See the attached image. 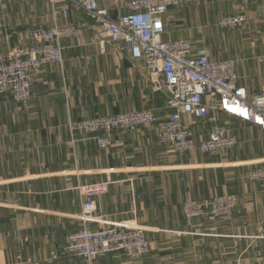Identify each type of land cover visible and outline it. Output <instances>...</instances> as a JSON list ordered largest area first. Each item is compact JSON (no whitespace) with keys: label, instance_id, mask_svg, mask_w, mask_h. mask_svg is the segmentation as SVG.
I'll use <instances>...</instances> for the list:
<instances>
[{"label":"crops","instance_id":"0c3cea01","mask_svg":"<svg viewBox=\"0 0 264 264\" xmlns=\"http://www.w3.org/2000/svg\"><path fill=\"white\" fill-rule=\"evenodd\" d=\"M234 1L170 9L164 39H192L213 60L240 58L215 51L214 44L223 45L225 39L212 24L230 14L264 22V0H240L246 5L225 11L221 7ZM99 3L114 20L124 13L123 1ZM56 22L83 30L80 37L61 42L63 63L33 72L27 102H16L11 92L0 94V264H264V240L256 238L264 226V183L245 178L249 169L264 164V130L224 113L216 122L183 115L196 141L215 124L237 138L234 148L217 156L179 154L158 141L155 125L114 130L105 149L92 136L72 135L70 122L85 118L153 109L164 119L170 110L165 94L154 90L144 60L132 58L123 43L107 42L103 28L66 0L0 2V55L30 45L37 25ZM239 34L229 40L237 51L245 39ZM263 41L264 35L262 42L250 43L254 54L263 53ZM236 67L238 84L249 94L264 90V59L242 60ZM251 72L260 81L247 77ZM105 180L111 183L97 200L96 222L90 226L145 228L152 250L142 260L116 253L90 263L67 251L69 235L84 226L79 186ZM225 192L240 196L230 219L192 222L183 217L181 206L188 198Z\"/></svg>","mask_w":264,"mask_h":264},{"label":"built area","instance_id":"2783aa9c","mask_svg":"<svg viewBox=\"0 0 264 264\" xmlns=\"http://www.w3.org/2000/svg\"><path fill=\"white\" fill-rule=\"evenodd\" d=\"M10 1L33 3L36 0H0L4 6ZM55 3V0H48ZM83 10L103 28L106 41L123 43L135 60H144L153 79V87L166 96V118H159L153 109L133 110L99 116L71 124L73 131H83L98 142L101 149L112 143V132H134L141 126L155 125L158 141L171 146L175 152L187 154L198 151L217 156L234 148L238 141L228 129L215 124L209 135L196 141L190 125L183 115L218 120L224 113L243 121L252 122L264 130V90L253 94L238 84L236 62L232 59L213 60L205 46H198L192 39L165 40L164 17L172 6L183 2L200 4L207 0H111L124 13L114 20L99 0H66ZM54 15L60 14L54 6ZM62 15L67 17V11ZM246 16L234 14L224 17L222 28L236 29L244 25ZM81 27L56 22L53 26L37 25L32 30L30 45L16 46L0 56V94L11 92L18 103L32 97V74L51 63L64 61L61 42L80 37ZM248 176L264 179V166L256 168ZM111 181L85 183L79 186L82 195L80 218L84 226L69 235L67 251L74 257L104 258L111 253H121L131 259L147 255L151 249L145 229L133 226H101L96 222L97 200L108 192ZM233 196L218 197L216 206H232ZM201 203L188 202L185 211L189 215L202 214Z\"/></svg>","mask_w":264,"mask_h":264},{"label":"rangeland","instance_id":"374dc122","mask_svg":"<svg viewBox=\"0 0 264 264\" xmlns=\"http://www.w3.org/2000/svg\"><path fill=\"white\" fill-rule=\"evenodd\" d=\"M238 1H240V0H236V2L234 1L233 4H231V5L230 4H226V3H224V4L221 3V7L223 6V10L225 11L226 8L229 9L232 6H237V5L243 6V5H246L244 3L241 4ZM11 2H14V1H10L8 3H11ZM204 3L206 4L207 2H202L200 4H197L196 2H183L178 7H175V6L170 7L167 12H169L170 9H173V8H175V9L181 8L179 10H183V8L185 6L186 7L187 6H194V7H196L198 9V7H200ZM230 15H232V14H230ZM222 19L223 18H221L219 21L218 20L215 21V23L212 24V27L215 30L216 34L219 35V33H220V35H222L221 37L223 39H225L223 45L221 43L220 44H218V43L217 44H214V45H216L215 48H217V49L214 48L215 51H220V54L221 55H230V56L231 55L234 56V53H238L239 54L238 57H240V58H238V59L237 58H235V59L234 58L233 59L231 58L232 60H234L236 62V66H237L238 62H242V60H246V59H248V60L249 59L250 60H254V59L259 60V59H261L262 60V59H264V50H263V53H260L259 52V53L254 54L253 53V50L250 47V43L253 42L254 40H257V41H261L262 42V37L264 35V22L260 20L262 18H259L258 16H252L251 18H247L246 17V21H245L244 25L241 26V27H239V28H236V29L222 28L219 25V23H220V21ZM239 33L242 35V38H245V39L243 40V44L241 43L240 50L237 51V50L233 49L234 47L230 46V41L229 40H232V38L234 36H236V34H239ZM240 34H239V36H240ZM250 35H254L255 39H254V37L253 38H246V37H250ZM246 40H247V42H246ZM242 46H244V48ZM15 47H13V48H15ZM13 48H11V49H13ZM251 58H254V59H251ZM254 68H258V66H254ZM236 70H237V67H236ZM247 77H249L250 79H254V80H257V81L259 80L260 81V77L257 74H254L252 72ZM96 117H99V115L96 116ZM91 118H94V117H91ZM85 119H89V118H85ZM79 121H81V120H79ZM72 123H75V122H70V132H71L72 135H75L77 133H82V134H85L87 136H90L89 134H86L85 132L80 131V130L73 131L71 129V124ZM260 166H264V164H256L253 168L249 169L245 173V178H246L247 181H249V182H255V183H264V179H252V178H250L248 176V174L250 172H253L254 170H256V168H258ZM224 196H233L234 198H236L234 204L232 206H230V207H228V206H220V207L219 206H216L217 203H214L215 202V199H217L218 197H224ZM239 201H240V196L237 193H232V192H225V193H221V194L220 193H216V194H213L210 197H206V198H192V197L191 198H188L187 200H185L182 203L181 210H182L183 217L185 219H187L188 221H192V222L193 221L195 222L197 220H213V221H215V220L230 219L233 216V214H234V212L236 210V207H237ZM188 202L201 203V205L203 206V207L201 206L202 209H203V213L202 214H199V215H197V214L189 215V213L187 214L186 211H185V204L188 203ZM133 227H137V226H133ZM143 229H145V228H143ZM146 232H147V230H146ZM171 232L176 233V235L178 233L179 234H182V233H180L179 231H176V230H171ZM167 233L168 232L162 233L163 234L162 236L166 235ZM256 238L257 239H263L264 240V226H263L262 232L259 235H257ZM149 241H150V239H149ZM150 245H151V241H150ZM151 250L152 249H150L149 253L151 252ZM111 254H116V253H111ZM118 254H121V253H118ZM147 255H145V256H143L141 258L132 259V260H137V261L138 260H142ZM195 256H197V254ZM77 258H81V257H77ZM86 260L88 261V259H86ZM95 260H98V259H94V260H91V261H88V262L92 263ZM211 261H214V260H211Z\"/></svg>","mask_w":264,"mask_h":264}]
</instances>
